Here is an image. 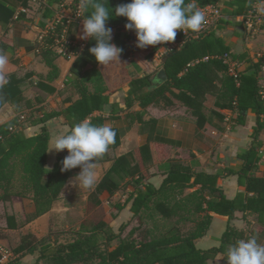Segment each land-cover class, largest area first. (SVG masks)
<instances>
[{
	"label": "trees",
	"instance_id": "1",
	"mask_svg": "<svg viewBox=\"0 0 264 264\" xmlns=\"http://www.w3.org/2000/svg\"><path fill=\"white\" fill-rule=\"evenodd\" d=\"M65 0H47L44 16L54 18V5H60ZM218 0H194L199 8L215 4ZM103 3L109 11L110 18L106 27L115 30L113 43L123 49L120 57L126 59L131 53L132 35L125 28L126 17L115 16L114 9L120 4L131 3L132 0H97ZM193 0H185V3ZM29 0H0V21L3 28L12 21L19 6H29ZM224 6L228 14L221 20L216 29L206 35L189 40L177 33L176 45L166 48L161 55L160 69L164 68L168 79L159 82L153 75L147 74L133 78L129 85V93L125 100V109H132L136 102L144 109L134 112L135 120L140 124V132L148 134V141L120 156L111 158L107 152L95 163L113 159L112 166L89 194L86 207L87 219L83 221L75 236L67 242H58L47 237L37 238L33 233L23 234L20 243L14 248V253L24 254L38 252L33 264H88L96 259L98 264H211L219 254L225 255L230 245L239 239L250 237L257 239L264 231V173L257 171L261 159L262 141L259 137L264 129V104L259 92L264 78L260 75L263 61L247 58L244 53L232 54L240 62H250L245 69H238L236 74L229 71L223 55L231 52L221 29L226 24H238L235 15L244 10V6L229 3ZM91 8L83 9L81 20L90 16ZM18 17H25L19 12ZM74 22L72 25H75ZM61 26L49 30L43 36V43L37 44V53L41 55L51 68L47 80L53 81L59 75L55 63L58 52L54 49L55 39L60 34ZM112 43V41H110ZM69 51L81 60L90 64L83 71H74L66 82L79 94L75 101L69 98V106L63 110L44 112L36 120L43 123L39 132L28 134L21 127L18 116L0 125V202L21 200L30 197L35 205L32 212H15L6 216L7 227L18 229L39 216L47 213L60 198L61 192L68 180L76 175L74 168L61 172V161L68 155L67 149L58 152L57 159L51 168L47 167L48 145L51 132L46 123L52 118L65 116V122L73 127L84 119L93 125L105 124L107 118H116L123 110L118 104L110 101V91L98 68V62L90 54L89 49L95 46V38H90L85 46L65 45ZM7 84L0 89V109L6 104L14 106L24 104L33 106L32 101L23 94L21 83L23 77L16 73L6 74ZM38 87L45 88L50 93L57 91L56 87L38 82ZM215 96V107L237 111V123L244 124L248 112L256 114V124L253 126V140L249 148L240 150L238 157L243 165L240 169L225 168L210 173L198 168V161L187 163L178 154L172 156L160 168L164 171V179L159 187L149 182L152 172L150 167L154 162L152 142L155 141L157 118H145V108L151 103H160L164 107L183 105L197 119V125L202 128L207 117L204 113L207 95ZM110 107V115L99 111ZM218 114L217 110H213ZM117 133L115 142L109 147L115 149L121 144L123 137L121 129L111 126ZM47 172V173H46ZM226 172V174L224 173ZM17 174L19 179L16 184ZM227 175H237L238 184L245 187L234 198H228L218 179ZM133 187L130 196L124 204H115L122 209L131 201V211L134 217H141L144 210H153L157 216L173 220L181 217L185 205L191 206V212L203 220L198 221L193 228L184 230L180 223L171 225L159 236L151 239L138 240L131 230L124 238H120L107 219L96 221L92 213L102 204L101 194L108 191L110 195L121 189L123 185ZM187 189H193L186 192ZM210 212L228 215L230 221L240 212L246 217L253 215L254 223L247 220L248 229L241 230L229 222L221 237L218 247L200 249L196 239L203 236L211 222ZM206 213V214H205ZM203 214V215H202ZM124 224L120 226L123 228ZM119 239L117 246L111 249L110 243ZM103 245H105L103 247ZM0 264H14L12 261ZM221 264H227L222 259Z\"/></svg>",
	"mask_w": 264,
	"mask_h": 264
},
{
	"label": "crops",
	"instance_id": "2",
	"mask_svg": "<svg viewBox=\"0 0 264 264\" xmlns=\"http://www.w3.org/2000/svg\"><path fill=\"white\" fill-rule=\"evenodd\" d=\"M251 1L218 0L225 7L233 2L243 5L244 10L237 15L242 14ZM46 6L45 4L40 5L37 3H29L28 7L19 6L16 9L12 21L6 26V29L3 28L0 21V51L8 56L6 74L16 73L18 76L23 77L21 83L23 94L33 103L31 107H27L24 104L14 106L11 103H6L0 109V125L18 116L21 127H24L28 134H34L40 131L43 123H37L36 120L44 112L63 110L71 104L68 101L69 98H72L73 101L79 98L76 89L66 85L69 76L73 73V66L74 71L79 72L90 67L88 63L81 60L77 61V55L73 52L59 53L55 60L59 68V75L53 81L47 80V75L51 68L44 61L43 57L37 53V44H42L43 36L51 30L49 23L51 19L44 16ZM59 7L60 5H54V14H56ZM19 12L23 13L25 17H18ZM225 14L227 15L228 13L225 12ZM82 22L83 19L76 22L75 25L70 26L68 38L73 41L74 45L83 47L90 38L87 40L79 38V35L82 34ZM237 23L236 25L226 24L221 29L226 43L231 47V53H244L247 58L255 61L261 58L264 63V32L246 41L243 37L241 25L239 22ZM128 32L132 35L130 55L126 59L120 57V61H113L107 66L98 64V68L110 91L111 103L118 104L123 108L118 117L107 118L105 121V124L121 129L123 134L121 144L117 148L108 151L111 158L125 154L148 141V134L140 132V124L134 117V112L144 109L138 102L135 103L132 109H125V100L130 89L129 83L135 77H142L151 73H154L153 76H155L160 70L162 53L166 48L173 47L177 44L175 42H168L166 44L148 46L141 49L136 46V32L134 30H128ZM114 33L115 30L112 31V43ZM57 50V52H60V49ZM241 63L242 66L240 69H245L250 65V62L242 61ZM260 75L264 76V68L261 70ZM38 82L52 85L56 87L57 91L50 93L45 88L38 87ZM214 103L215 96L211 94L207 95L204 107L207 121L202 128L198 127L197 119L183 105L177 104L164 107L160 103H151L145 108L147 112L145 115L146 119L151 117L157 118L155 141L152 142L154 162L150 167V172L153 174L149 182L157 187L161 185L165 175L163 169L160 167L166 161L170 160L172 156H175V154H178L187 163H192L194 160L198 161V168L210 173H215L225 168L240 169L242 167L244 161L238 157V152L249 148L253 140V126L256 124V114L249 111L244 124H238L237 111L217 108ZM213 110H217L218 114ZM109 112L110 107L106 108L105 111H99L97 113L109 116ZM44 124L48 126L51 132L50 139L58 135L61 130L71 128L65 122L64 115H61L59 118H52ZM259 137L262 141L260 150L262 157L257 164V171L264 173V129L260 132ZM57 155L58 152L56 151L48 153L47 167L54 165ZM112 163L113 159L96 163L98 179L95 186L91 189H80L72 183V178L81 171V169L75 170L76 175L68 180L61 192L60 198L54 202L52 209L21 228H8L6 216L15 212L34 211L35 205L33 200L30 197H24L14 202L1 201L0 205H7L5 207L8 211V214L5 216L3 230L7 233L23 231V234H26L31 232L42 238L47 235L52 222L58 224L67 219V226H74L76 231H78L82 222L85 220L89 194L103 178L106 171L112 166ZM224 173L226 174V172ZM218 184L223 188L228 198H234L238 192L245 190L244 186L238 184L237 175L221 177L218 179ZM121 189L126 191L123 200L124 204L130 196L133 187L130 184L123 185ZM119 190L112 195L108 191H104L100 196L102 199L100 206H104L106 203L109 205L110 197L117 196ZM192 190L187 189L186 192ZM79 197H81V202L79 201ZM131 205L132 203L129 201L124 209L129 210L133 216ZM109 207L112 208L111 206ZM210 214L212 218L206 233L196 239L197 247L203 250L220 245L221 237L226 231L229 222L241 230L248 229L247 220L254 223V217L250 214L244 217L242 213L236 212V217L232 221H230L228 215L216 212H210ZM109 223L113 227V222ZM257 242L264 245V231L258 235ZM19 255L22 254H16V256ZM221 255L219 254L215 262L211 264H221L222 259L219 260Z\"/></svg>",
	"mask_w": 264,
	"mask_h": 264
},
{
	"label": "clouds",
	"instance_id": "3",
	"mask_svg": "<svg viewBox=\"0 0 264 264\" xmlns=\"http://www.w3.org/2000/svg\"><path fill=\"white\" fill-rule=\"evenodd\" d=\"M79 7L92 9L90 16L84 17L82 34L79 35L82 40L95 38L90 54L102 66L120 61L123 49L110 42L112 29L106 27L110 18L108 8L97 0H80ZM257 12L264 14V6L258 7ZM114 13L117 17L127 18L125 28L136 32V46L141 49L175 42L178 30L185 34L189 30L198 32L206 23L205 13L194 0L187 4L185 0H132L116 6ZM7 66L8 56L0 51V89L8 82ZM116 135L111 125H93L84 119L50 139L47 152L67 149L68 155L61 161V172L79 167L81 171L72 178V183L78 188L91 189L98 179L95 161L108 152ZM45 168L49 169L47 172L52 171ZM225 258L227 264H264V245L259 244L254 236L247 240L239 239L219 260Z\"/></svg>",
	"mask_w": 264,
	"mask_h": 264
},
{
	"label": "rangeland",
	"instance_id": "4",
	"mask_svg": "<svg viewBox=\"0 0 264 264\" xmlns=\"http://www.w3.org/2000/svg\"><path fill=\"white\" fill-rule=\"evenodd\" d=\"M16 177L17 179L15 180V182L17 184L19 179V174H17ZM124 189H120L119 194L117 196H114L112 198L110 197L109 205L106 203L104 206L98 207L92 213V219L94 218L95 220H100L105 218L108 220V222H113L114 230L116 232H119V236H120L119 239L126 237L132 229L135 230L134 237L137 238L138 240L151 239L152 237H156L162 234L164 230H166L171 225L177 223V221L180 223V226H182L184 230H188L189 228H193L198 221L204 219L203 216L199 217L197 214L191 212V206L189 204L185 205V207L181 210L182 216L177 217L176 219L173 220L161 218L157 216V214L153 212V210H144L140 218L134 217L132 216L129 210L124 208L119 209L115 205V204H123V200L125 198L124 195H126V191ZM79 201L81 202V197H79ZM5 206L0 205V239H2V241H0V249L12 253L8 257L6 262L12 261L14 264H33L37 260L38 253L27 252L19 256H16V254H14V248L20 242L23 231H20L18 233L17 232L7 233L3 230L5 216L8 214L7 208ZM109 206H111L112 208H110ZM86 217L87 214H85L84 219L85 221L87 220V222H89L90 219H87ZM67 223H68L67 219L66 221L59 222L58 224H54V222H52L50 224L49 231L45 237L48 236V238H50L51 240H56L61 242L70 241L75 236V233L77 231L74 226L68 227ZM122 224H124V226L123 228H120ZM35 236L37 238H41L38 237L37 235ZM119 239H116L110 243V246H112L111 249L118 245ZM104 246L105 245H103V247ZM0 256L2 257L1 251H0ZM98 262L99 260L96 259L88 264H98Z\"/></svg>",
	"mask_w": 264,
	"mask_h": 264
},
{
	"label": "built area",
	"instance_id": "5",
	"mask_svg": "<svg viewBox=\"0 0 264 264\" xmlns=\"http://www.w3.org/2000/svg\"><path fill=\"white\" fill-rule=\"evenodd\" d=\"M29 1L30 3L47 5V0ZM79 3L80 0H65L60 4V7L57 10L54 18L49 21L51 30H55L57 25L61 26L60 34L56 37L54 45V49L56 51H58L57 49H60V52L58 53L71 52L69 51L68 46L65 45H74L73 41L68 38V31L74 22L81 20L83 9L79 7ZM260 6H264V0H252L242 14L235 16L236 21L241 25L243 37L246 41H249L264 32V14L257 12V8ZM200 9L205 13L206 23L198 32L189 30L185 34L182 30H178V32L182 34L183 38H189V40H191L208 34L209 32L216 29L221 23V20L226 16L224 6L221 2H216L215 4H210L205 7H201ZM223 59L228 65L229 71L233 74H236L238 69H240L242 66V63L238 59L232 57L231 52L224 54ZM263 68L264 63L262 69ZM259 96L262 103L264 104V83L261 86ZM262 118H264V115H262ZM0 251L2 253V257L0 256V262L6 263L8 257L12 253L1 249Z\"/></svg>",
	"mask_w": 264,
	"mask_h": 264
},
{
	"label": "water",
	"instance_id": "6",
	"mask_svg": "<svg viewBox=\"0 0 264 264\" xmlns=\"http://www.w3.org/2000/svg\"><path fill=\"white\" fill-rule=\"evenodd\" d=\"M159 82H165L168 79L167 72L164 68L160 69L154 76Z\"/></svg>",
	"mask_w": 264,
	"mask_h": 264
},
{
	"label": "bare ground",
	"instance_id": "7",
	"mask_svg": "<svg viewBox=\"0 0 264 264\" xmlns=\"http://www.w3.org/2000/svg\"><path fill=\"white\" fill-rule=\"evenodd\" d=\"M218 2V1H217Z\"/></svg>",
	"mask_w": 264,
	"mask_h": 264
}]
</instances>
